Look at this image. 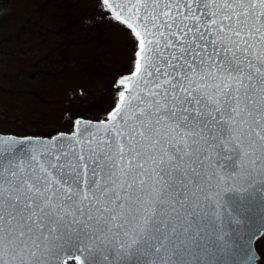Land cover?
<instances>
[{"label":"snow or ice","instance_id":"snow-or-ice-1","mask_svg":"<svg viewBox=\"0 0 264 264\" xmlns=\"http://www.w3.org/2000/svg\"><path fill=\"white\" fill-rule=\"evenodd\" d=\"M96 2L135 41L131 69L106 119L0 136V264H227L217 216L257 203L246 259L264 264V0Z\"/></svg>","mask_w":264,"mask_h":264},{"label":"rangeland","instance_id":"rangeland-1","mask_svg":"<svg viewBox=\"0 0 264 264\" xmlns=\"http://www.w3.org/2000/svg\"><path fill=\"white\" fill-rule=\"evenodd\" d=\"M3 5L9 8L0 10V132L51 136L73 131L78 118L106 119L113 82L134 59L128 31L96 0ZM258 239L264 248V233Z\"/></svg>","mask_w":264,"mask_h":264},{"label":"water","instance_id":"water-1","mask_svg":"<svg viewBox=\"0 0 264 264\" xmlns=\"http://www.w3.org/2000/svg\"><path fill=\"white\" fill-rule=\"evenodd\" d=\"M76 120H80L82 122V124H84V125L95 124V123L99 122V121H92V120H86V119H81V118L76 119ZM74 131H75V128H74ZM81 131H83V129H81ZM72 133H58V134H64L65 136H67V135L72 134ZM58 134H56L50 138L33 137V136L19 137V136H15V135H11V134H1V133H0V136H12L16 139L26 138L27 140H33V141L43 140L47 143H51L52 138L57 137ZM249 191H251V190H249ZM238 195L242 196V195H244V193H239ZM252 195L254 198L258 197L260 199H264V192H261L259 190L253 192ZM230 215H231L230 210L226 208L225 213L223 214V219L221 220V217L218 215L216 222H215V227L218 230L222 229L224 236L229 237L233 240L234 248H233L231 257H229V259L227 261V264H248V261L246 259V257H247V252H246L247 239H248V236L251 234V231H255L256 229H259L262 227L261 209L259 207V204L257 203L254 206V211L250 214V217L247 220V222L242 223V224H238V223H236L235 220H233L231 225H230V223H229ZM210 230H211V225H210ZM221 255H225V253L222 252Z\"/></svg>","mask_w":264,"mask_h":264},{"label":"flooded vegetation","instance_id":"flooded-vegetation-1","mask_svg":"<svg viewBox=\"0 0 264 264\" xmlns=\"http://www.w3.org/2000/svg\"><path fill=\"white\" fill-rule=\"evenodd\" d=\"M255 250L257 251L258 255H261V253H264V251H263L264 248H262V244L261 243H259L257 246H255ZM256 264H260V262L257 261Z\"/></svg>","mask_w":264,"mask_h":264},{"label":"bare ground","instance_id":"bare-ground-1","mask_svg":"<svg viewBox=\"0 0 264 264\" xmlns=\"http://www.w3.org/2000/svg\"><path fill=\"white\" fill-rule=\"evenodd\" d=\"M63 131H58V132H55V135L56 134H58V133H62ZM9 134V133H8ZM11 135H13V134H11ZM53 135H51V137H52ZM39 137H41V136H39ZM42 138H44V137H42ZM46 138V137H45ZM259 239L257 238V239H255L254 241H253V248H254V250H255V246H257L258 244H259V242L260 241H258ZM256 251V250H255ZM256 253H257V251H256ZM258 254V253H257ZM70 262H72V261H70Z\"/></svg>","mask_w":264,"mask_h":264},{"label":"trees","instance_id":"trees-1","mask_svg":"<svg viewBox=\"0 0 264 264\" xmlns=\"http://www.w3.org/2000/svg\"><path fill=\"white\" fill-rule=\"evenodd\" d=\"M9 7L7 5H3L0 7V10L2 9L3 11H6V9H8Z\"/></svg>","mask_w":264,"mask_h":264}]
</instances>
